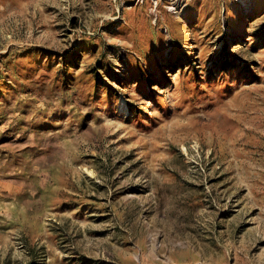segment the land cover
I'll use <instances>...</instances> for the list:
<instances>
[{
  "label": "rangeland",
  "instance_id": "374dc122",
  "mask_svg": "<svg viewBox=\"0 0 264 264\" xmlns=\"http://www.w3.org/2000/svg\"><path fill=\"white\" fill-rule=\"evenodd\" d=\"M0 264H264V0H0Z\"/></svg>",
  "mask_w": 264,
  "mask_h": 264
}]
</instances>
